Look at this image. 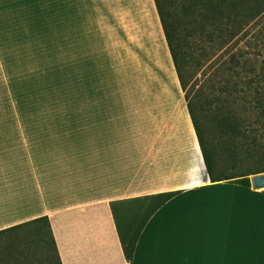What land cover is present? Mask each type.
Masks as SVG:
<instances>
[{
    "label": "crops",
    "instance_id": "obj_1",
    "mask_svg": "<svg viewBox=\"0 0 264 264\" xmlns=\"http://www.w3.org/2000/svg\"><path fill=\"white\" fill-rule=\"evenodd\" d=\"M150 5L158 43L181 86L155 1ZM111 78L97 74L95 105L54 109L46 122L0 124V230L47 216L62 264L264 260V187L253 186V175L211 180L188 99L177 105L169 92L141 110L121 106L120 92L104 89ZM197 205L230 209L238 231L251 224L255 249L169 251L170 224L181 208Z\"/></svg>",
    "mask_w": 264,
    "mask_h": 264
},
{
    "label": "rangeland",
    "instance_id": "obj_2",
    "mask_svg": "<svg viewBox=\"0 0 264 264\" xmlns=\"http://www.w3.org/2000/svg\"><path fill=\"white\" fill-rule=\"evenodd\" d=\"M151 7L150 0H0V124L46 122L54 109L95 105L97 74L112 77L104 89L114 86L121 106L141 110L169 92L182 105L193 92L176 81ZM263 23L264 16L214 56L194 90ZM255 54L264 59L262 42Z\"/></svg>",
    "mask_w": 264,
    "mask_h": 264
},
{
    "label": "trees",
    "instance_id": "obj_3",
    "mask_svg": "<svg viewBox=\"0 0 264 264\" xmlns=\"http://www.w3.org/2000/svg\"><path fill=\"white\" fill-rule=\"evenodd\" d=\"M154 1L181 86L193 92L187 107L211 180L264 173V59L255 54L264 23L194 90L204 66L264 16V0ZM25 262L62 264L47 216L0 230V264Z\"/></svg>",
    "mask_w": 264,
    "mask_h": 264
},
{
    "label": "snow or ice",
    "instance_id": "obj_4",
    "mask_svg": "<svg viewBox=\"0 0 264 264\" xmlns=\"http://www.w3.org/2000/svg\"><path fill=\"white\" fill-rule=\"evenodd\" d=\"M167 212V210H165ZM235 217L230 209L214 205L185 206L179 210L165 236L169 251L196 256L219 255L224 251L233 254L250 253L256 247L251 224L242 230L234 227ZM172 245H176L175 248ZM259 247L264 254V208L261 210ZM153 264H264L260 262L220 260H164Z\"/></svg>",
    "mask_w": 264,
    "mask_h": 264
},
{
    "label": "water",
    "instance_id": "obj_5",
    "mask_svg": "<svg viewBox=\"0 0 264 264\" xmlns=\"http://www.w3.org/2000/svg\"><path fill=\"white\" fill-rule=\"evenodd\" d=\"M253 186L255 188L264 187V173L255 174L252 176Z\"/></svg>",
    "mask_w": 264,
    "mask_h": 264
}]
</instances>
